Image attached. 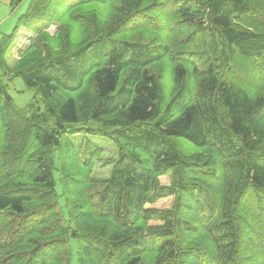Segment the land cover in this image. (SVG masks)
Segmentation results:
<instances>
[{
  "label": "trees",
  "instance_id": "1",
  "mask_svg": "<svg viewBox=\"0 0 264 264\" xmlns=\"http://www.w3.org/2000/svg\"><path fill=\"white\" fill-rule=\"evenodd\" d=\"M260 225L264 0H30L0 38V264H264Z\"/></svg>",
  "mask_w": 264,
  "mask_h": 264
},
{
  "label": "rangeland",
  "instance_id": "2",
  "mask_svg": "<svg viewBox=\"0 0 264 264\" xmlns=\"http://www.w3.org/2000/svg\"><path fill=\"white\" fill-rule=\"evenodd\" d=\"M29 2L30 0H23L20 3V6L16 8V10L18 9V11L21 12L20 15H22L25 12ZM55 30L56 27L52 26L48 29V32L51 35H54ZM34 38H35V34L33 32H30L25 28H20V30H18L17 34L15 35L12 47L10 49V55L7 58V63L9 66H12L16 61L20 59L21 54L28 48V46L30 45V43ZM164 81H165L164 85L165 84L167 85L166 83L167 80ZM5 85L7 86V90L11 95V97L13 98L17 107L22 109H28L29 107L36 108L41 106L40 101L36 97L35 91L27 89L20 78H13L12 80H8L5 82ZM96 126H97L96 124L91 123L90 128ZM67 140L74 146L75 149H78L85 140L90 141L95 146L101 148L103 151L102 152L103 162L95 166V169L93 171V176L98 180L106 179L109 176L114 160L116 159V147L113 144V142H111L107 138L94 136L89 133H78L73 136H68ZM182 146L183 148H185L184 145ZM160 181L162 184H168L169 177L168 176L161 177ZM170 203H171L170 200H165L159 203L157 206L167 207V205L169 206ZM261 229L264 230V227L261 226ZM261 229L259 228V230ZM255 232L257 233V234L255 233L257 238L261 237L259 236V232H257L256 230Z\"/></svg>",
  "mask_w": 264,
  "mask_h": 264
},
{
  "label": "crops",
  "instance_id": "3",
  "mask_svg": "<svg viewBox=\"0 0 264 264\" xmlns=\"http://www.w3.org/2000/svg\"><path fill=\"white\" fill-rule=\"evenodd\" d=\"M16 8L10 6V0H0V38L13 30L18 18L21 16V12Z\"/></svg>",
  "mask_w": 264,
  "mask_h": 264
},
{
  "label": "bare ground",
  "instance_id": "4",
  "mask_svg": "<svg viewBox=\"0 0 264 264\" xmlns=\"http://www.w3.org/2000/svg\"><path fill=\"white\" fill-rule=\"evenodd\" d=\"M216 210H217V209H216ZM203 212H204V211H203ZM185 251H186V250H185ZM188 252H189V251H188ZM189 253H190V252H189ZM195 253H196V252H195ZM197 256H198V255H197ZM200 256H201V255H200ZM200 256H199V257H200ZM197 260H198V259H197Z\"/></svg>",
  "mask_w": 264,
  "mask_h": 264
}]
</instances>
